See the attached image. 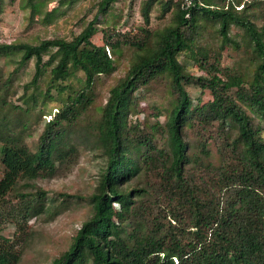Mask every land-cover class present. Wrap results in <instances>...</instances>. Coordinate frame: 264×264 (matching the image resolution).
Segmentation results:
<instances>
[{"label":"trees","instance_id":"trees-1","mask_svg":"<svg viewBox=\"0 0 264 264\" xmlns=\"http://www.w3.org/2000/svg\"><path fill=\"white\" fill-rule=\"evenodd\" d=\"M55 1L23 8L51 23L80 0ZM120 1L100 0L72 38L0 41V264H20L30 220L68 209L70 195L53 200L34 181L54 177L85 141L106 157L86 197L93 214L51 264H264V0H145L148 26L134 36L97 24ZM155 4L171 13L163 27L149 25ZM6 7L0 0V17ZM207 32L218 46L202 44ZM126 49L129 68L90 122L98 82ZM228 49L240 57L232 66ZM31 62L32 78L16 84ZM143 170L147 183L129 187Z\"/></svg>","mask_w":264,"mask_h":264},{"label":"rangeland","instance_id":"rangeland-1","mask_svg":"<svg viewBox=\"0 0 264 264\" xmlns=\"http://www.w3.org/2000/svg\"><path fill=\"white\" fill-rule=\"evenodd\" d=\"M100 0H80L68 7L64 14L59 15L51 23H43L38 14L30 17L23 8V0H7L6 11L0 19V41H31L36 42L42 39L54 37L72 38L79 34L84 27L98 13V2ZM145 0H121L106 15H99L97 24L107 25L116 23L122 33L134 36L140 32L141 27H146L142 13V4ZM57 5L55 0H50L46 9L51 10ZM171 19V13L164 18L160 17V7L155 4L150 13V27L158 28L168 24ZM219 38L212 32H207L203 36L202 44L218 46ZM132 57V51L126 49L118 57L119 69L109 77H104L98 82L99 96L95 102L94 108L90 111L89 119L93 122L99 116V109L103 106L109 96L110 88L125 75L129 68ZM182 58H186L183 54ZM239 55L233 50L228 49L224 52L223 64L232 66L239 59ZM6 71H11L15 66L7 65ZM191 73L200 75L196 68H189ZM34 73V63L24 68L17 77L16 84L29 81ZM45 79H41L39 91L45 89ZM196 90H192V94ZM57 102H47V110L55 111ZM167 115L160 117L162 123L167 121ZM50 118V115L47 116ZM138 118L143 123L154 124L156 117L141 113ZM47 119V120H48ZM42 129V121L35 125L36 132L28 138L31 146H34L39 133ZM264 135V132H263ZM191 136V135H190ZM192 137V136H191ZM106 164V157L99 151L93 150L92 144L85 141L79 146L77 158L70 163L62 166L60 171L52 178H43L35 180L34 183L45 189L48 196L53 200H64L66 194V204L68 209L50 220L46 214L33 218L29 222L30 240L25 247L24 254L20 264H51L53 260L61 255L62 252L69 249L74 236L84 221L93 214L92 204L86 199L94 191L99 183L103 168ZM147 183L145 170L135 176L129 187L144 186ZM23 187V186H22ZM78 196H82L80 199ZM118 207V205L116 204ZM15 231L14 225H8L4 231L6 236H12Z\"/></svg>","mask_w":264,"mask_h":264},{"label":"built area","instance_id":"built-area-1","mask_svg":"<svg viewBox=\"0 0 264 264\" xmlns=\"http://www.w3.org/2000/svg\"><path fill=\"white\" fill-rule=\"evenodd\" d=\"M187 1V0H186Z\"/></svg>","mask_w":264,"mask_h":264}]
</instances>
